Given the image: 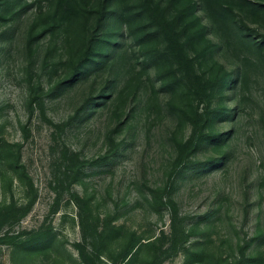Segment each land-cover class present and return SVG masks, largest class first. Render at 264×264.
Returning <instances> with one entry per match:
<instances>
[{
  "label": "rangeland",
  "instance_id": "374dc122",
  "mask_svg": "<svg viewBox=\"0 0 264 264\" xmlns=\"http://www.w3.org/2000/svg\"><path fill=\"white\" fill-rule=\"evenodd\" d=\"M187 1L0 0V264H264V47Z\"/></svg>",
  "mask_w": 264,
  "mask_h": 264
},
{
  "label": "trees",
  "instance_id": "16d2710c",
  "mask_svg": "<svg viewBox=\"0 0 264 264\" xmlns=\"http://www.w3.org/2000/svg\"><path fill=\"white\" fill-rule=\"evenodd\" d=\"M260 6L261 5L257 6L255 10H258V8L261 9L262 7ZM187 8L192 9L193 13L201 12L204 15L203 21L199 19L197 31L206 46L203 48L205 58L209 62L214 61L221 65L220 69L223 70L225 72L224 75H226L222 81L223 86L234 83L241 70L239 58H235L237 46L247 42L252 47L257 46L258 48H263L264 39L252 40V37H250L251 34L247 33L240 24L241 21H239L240 19H242V21L245 19V14L243 12L236 13L239 17L238 20L234 14L235 10L231 4L226 3V0H190L187 1ZM124 27H126L125 24ZM204 36L209 39H205ZM229 62L232 64L231 72H228V67H230V64L228 65ZM97 65L100 66L101 64L96 63L94 66ZM91 70V68L86 69L85 72L80 70V75ZM207 122L208 121H206V123ZM225 136L226 134L222 133L215 137L213 142L221 143L225 139ZM213 142L211 144H213ZM211 144H206L204 146H209ZM228 156V150L225 149L220 156L219 164H223Z\"/></svg>",
  "mask_w": 264,
  "mask_h": 264
}]
</instances>
